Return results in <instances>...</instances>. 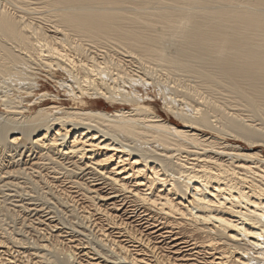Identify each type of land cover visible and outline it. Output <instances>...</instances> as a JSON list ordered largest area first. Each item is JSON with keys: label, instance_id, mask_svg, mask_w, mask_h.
<instances>
[{"label": "bare ground", "instance_id": "obj_1", "mask_svg": "<svg viewBox=\"0 0 264 264\" xmlns=\"http://www.w3.org/2000/svg\"><path fill=\"white\" fill-rule=\"evenodd\" d=\"M0 106V264H264V0H0Z\"/></svg>", "mask_w": 264, "mask_h": 264}, {"label": "rangeland", "instance_id": "obj_2", "mask_svg": "<svg viewBox=\"0 0 264 264\" xmlns=\"http://www.w3.org/2000/svg\"><path fill=\"white\" fill-rule=\"evenodd\" d=\"M45 73L46 72H43L42 73V76H41V80H40V83H41V87H40V90H39V92L40 93H42V92H51V93H53V94H57V95H59V97H60V100H59V102H52V100H46L44 103H45V106H49V105H51V104H63V106H67V107H71L72 105H73V101L65 94V91L64 90H62V89H59L55 84L56 83H54V81L52 80V79H50V78H48L46 75H45ZM47 74V73H46ZM43 78V79H42ZM56 86V87H55ZM64 91V92H63ZM154 98V97H153ZM87 101H88V99H87ZM90 101H93V102H91V106L92 107H94V108H101V109H105V110H107V111H114V110H118V109H120V108H122V107H125L127 110H132V108H131V105H121V104H116V106L115 107H112V106H110V103L108 102V101H106L105 99H103V98H97V99H95V100H90ZM146 102V104H148L149 106H151V107H153V109L155 110V112H157L158 114H160L161 116H163L164 118H171L173 121H178V119H176V117H174V115H172V114H170L169 112L167 113V111H166V109H164V106H163V102H162V100L161 99H159V98H154V99H150V100H146L145 101ZM93 104V105H92ZM33 108H37L38 109V106L37 105H35V106H33ZM3 111V107L2 106H0V112H2ZM170 116H168V115ZM180 121H178V123H179ZM19 220V219H18ZM16 221L15 223L14 222H12L13 223V225L14 226H16L17 228L19 227V228H22L23 226L21 225V224H19V222L20 221ZM12 225V226H13ZM19 225V226H18ZM21 225V226H20ZM68 228H69V226H67ZM67 228V230H70V229H68ZM31 229V228H30ZM29 229V227L27 228V232L25 233V232H22L23 233V235L25 234H27L28 235V233L29 232H31V233H33L34 231H32V229L30 230ZM17 231L19 230V229H16ZM17 233H19V231L17 232ZM22 233H21V231H20V233L19 234H21L22 235ZM31 233H29L30 235H28V236H31ZM25 235L23 236V237H25ZM26 235V236H27ZM33 235V234H32ZM27 236V237H28ZM20 237V236H19ZM26 238V237H25ZM29 238V237H28ZM91 238H92V236H91ZM167 251V250H166Z\"/></svg>", "mask_w": 264, "mask_h": 264}]
</instances>
